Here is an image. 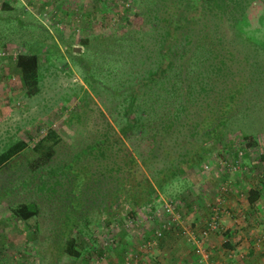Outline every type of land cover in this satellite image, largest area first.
<instances>
[{
    "label": "trees",
    "instance_id": "1",
    "mask_svg": "<svg viewBox=\"0 0 264 264\" xmlns=\"http://www.w3.org/2000/svg\"><path fill=\"white\" fill-rule=\"evenodd\" d=\"M120 1L127 5L118 24L78 39L101 62L71 53L73 46L67 50L81 69L82 83L88 89L85 96L29 147L17 138L0 150V170L11 164L13 173L25 176L6 187L4 195L31 189L41 199L44 195L59 201L60 210L55 209L49 231L52 262L63 255H82L84 247L73 234H82L95 222L135 221L141 208L154 209L153 201L166 187L208 163L235 106L264 80L254 75L259 66L242 50L248 46L238 45L246 40L259 43L264 50L262 36L256 38L244 30L260 8V0ZM3 6H9L7 1ZM134 17L139 20L135 27ZM51 19L58 20L55 15ZM261 26L264 29L262 16ZM57 53L53 41L43 48L34 42L11 60L24 96L39 93L43 72L51 64L47 60ZM43 59L47 64H40ZM90 94L101 101L103 110ZM94 115L97 120L90 124L88 118ZM63 124L87 131L82 145L69 144V152L59 156L63 139L56 129ZM242 138L250 145L254 136L242 134ZM126 140H141L143 147L133 151ZM23 151L28 153L20 154ZM238 151L234 148L233 163ZM20 155L22 162L16 160ZM255 196L253 191L248 200ZM171 198L177 201V210L179 200ZM40 207L39 201L26 199L8 210L37 236ZM82 239L91 241L90 237ZM140 254L136 253V260L144 264Z\"/></svg>",
    "mask_w": 264,
    "mask_h": 264
},
{
    "label": "rangeland",
    "instance_id": "2",
    "mask_svg": "<svg viewBox=\"0 0 264 264\" xmlns=\"http://www.w3.org/2000/svg\"><path fill=\"white\" fill-rule=\"evenodd\" d=\"M5 1L9 5L7 8L3 6ZM43 1L46 0H0V52L6 53L0 55V150L9 141L17 138L25 140L29 147L37 136L46 133L47 128L54 127L57 122L64 119L75 103L85 96L84 92H88V89L82 83L81 69L77 67L74 60L70 59L67 50H69L70 46L78 47V51H74L73 47H71V53L80 54L82 58L93 60L92 62H101L98 58L92 57L91 51H87L84 46L79 45L78 39L88 33L105 32V28H111L118 24L120 21L119 14L124 8V4L120 0L113 2V4H111V0H48V3L42 6L41 2ZM130 3L132 1L128 2V4ZM259 4L260 8L255 12L253 18L248 20L250 23L244 27V30L251 31V33L256 35V38L262 36L261 39L264 41V29L261 26V16L264 17V0H260ZM42 13H46V16L42 17ZM64 13L66 14L65 17L68 18V22L63 18ZM52 15H55L58 20L52 21ZM138 21L137 17L132 18V26L135 27ZM55 28L60 32H57ZM81 28L86 30L81 31ZM51 41L57 47V56L47 60L52 65L49 64L47 71L43 72L44 76L41 80L39 93L32 97H26L23 95V88L16 77V69L11 64L12 61L11 57L8 56V52L22 51V49H27L34 42H37L39 47L43 48L45 44L49 45ZM244 44L248 46V49L243 47V52L251 56V62H257L259 66L254 75L263 80L264 50L261 49L262 47L259 43L250 44L246 40L242 43L238 42V45ZM47 62L43 59L40 64L45 65ZM9 77L10 79L8 80ZM90 96L96 102L97 107L103 110L101 101L93 94H90ZM235 108L236 110L233 111L223 128L225 131L223 137L217 142L216 148L209 153V159L207 160L209 164L207 162L204 163L209 165V169H203L201 166L200 169L197 168L195 171H187L179 181L170 184L165 188L164 193L159 196L169 199L173 196L175 197L178 186H185V183L182 182L187 181L190 183V176L206 178L211 182L207 187L210 193L219 192L218 186L225 187L223 181L219 180V176L225 178V176L229 177L231 174H239L243 180L247 179L245 175L253 176V179H257L258 182L252 179L251 183L256 182L258 187L260 186L259 189L264 192V181H259L261 176H264V160L262 159V154H264V80L263 83L252 86L248 94H246V99L239 102ZM107 118L109 119L108 116ZM88 119H91L90 124L97 120L95 115ZM71 128H74V126L63 124L56 129L63 139L61 152H58L59 156H64L69 152V144L73 147L75 143L76 145L74 146H79L85 142L86 127ZM242 134L254 136L253 143L248 145L243 140ZM79 138L83 139H81L82 142L76 141ZM125 142L133 151L143 147L141 140H126ZM234 148L243 153V158L242 156H237L235 161H240L247 169H237L236 172H229V164L228 170L220 171L219 169L221 168L218 162H232L236 156H233ZM27 153L28 151H23L20 154ZM23 158V155H20L16 160L22 162ZM21 173L22 175L19 177L18 174ZM23 176V172L15 171L13 173L11 164L9 167L6 166L4 170H0V264H95V262L96 264H121L127 251L133 248L126 246V243L133 245L138 243V232L140 231L136 233V229L139 227L135 230L132 228L125 229V231L120 229L122 227L117 226L111 231L113 232L114 243L108 249L102 250L99 246L100 242H97V240L101 239L104 228H109V225L113 223L103 224L95 222L89 224L87 230L85 232L82 231V234H73L77 237L81 247H84L80 257L71 258L63 255L59 260L52 262L53 260L49 259L48 256L50 251L49 231L54 225L51 223L55 222L54 216L57 214L55 209L60 210L59 201L56 197L48 200L44 195H42V198L45 199H41L39 194H36L31 189H21L18 192L4 195L6 187L16 184ZM196 181L198 180L195 179L194 182ZM26 199L40 202L37 236L33 235L27 226L11 215L8 210L9 206ZM210 201H214L213 197L208 198L205 202L208 205L211 203ZM175 203L177 201H174ZM206 203L202 206L206 213L202 217L205 222L209 214L205 209L207 208ZM185 206L183 205L180 209L181 205L179 203L178 208L180 210L178 208L175 210L180 214L177 222L171 219L170 214L165 213L162 216L164 218L170 217L171 224H183L185 226L186 229L183 230V233L181 228L180 230L178 228L175 234L178 235V239H183V242L190 245L191 243L187 242L188 235L191 234L198 237L206 224L203 221V225L199 228L190 227L188 224L192 222L190 218L193 217V214L188 213L189 205L184 209ZM155 208L153 213L141 208L135 218L136 222L128 224H159L162 207L157 204ZM176 212L174 215L178 214ZM152 214L154 217H152ZM199 221V223L202 222L201 220ZM191 224L193 225V223ZM242 228H245V226ZM173 229H175V225ZM218 229L219 221L217 230L211 231L209 234L214 236L222 231V229ZM87 232H89L88 235ZM108 232L110 233V230ZM82 235L85 238L90 237V243L87 239H82ZM219 237L218 239L221 242L219 248H221L223 241ZM88 243L91 245L90 249L88 248ZM227 250L225 249V252ZM132 264L142 263L139 260Z\"/></svg>",
    "mask_w": 264,
    "mask_h": 264
},
{
    "label": "crops",
    "instance_id": "3",
    "mask_svg": "<svg viewBox=\"0 0 264 264\" xmlns=\"http://www.w3.org/2000/svg\"><path fill=\"white\" fill-rule=\"evenodd\" d=\"M245 176L247 177L245 180H243L239 174H231L229 177L225 176V178L219 176V180L224 182L226 190L224 192L219 191L213 193H210V190L207 188L208 185L211 184L209 180L204 177H198L200 178L198 179L195 178L196 176H190V183L187 181L182 182L185 183V186H178L177 194H175L176 199L179 200L181 205L180 209L183 205H189L188 213L193 214V217L190 218L193 225L191 223L188 225L197 228L203 225L204 220L202 217L206 213L202 206L206 203L205 201L208 198L213 197V199H215L216 197H220L218 230L222 229V231L216 235H218V237L220 236L219 238H221L223 243L221 244V248H219L221 242L218 237L209 234L207 237V245H205L208 252V260L213 264H264V240L260 238L261 234L264 232V218H262L264 217V192L259 189L260 186L258 187V184H256V182H258L257 179L256 181L253 179V176ZM195 179L198 181L194 182ZM252 179L256 182L251 183ZM260 180L261 178L259 181ZM253 191L254 195L256 193L255 199L249 201L248 196L251 195ZM186 206L184 209H186ZM205 209L208 213V205ZM176 213H178L177 219L174 222H177L180 217L179 212ZM199 220L202 222L199 223ZM139 225L140 224H138L139 228L136 229V233L140 231L138 232L140 237H138V243L134 245L126 243V246H131L133 247L131 250L137 249V253H142L139 258L145 260V263L198 264L197 256L193 252V244L187 241L191 243L188 245L186 242L182 241L183 239H178V235L175 234L178 228L179 230L181 228V232L183 233V230L186 229L183 224H174L175 229L163 232L156 243L145 251L141 249L140 246L145 240L152 239V231L157 224ZM243 225L245 228H242L244 227ZM120 229L125 230L124 228ZM259 239L260 242L259 245H257L256 241ZM225 249L232 250L234 256L227 258Z\"/></svg>",
    "mask_w": 264,
    "mask_h": 264
},
{
    "label": "built area",
    "instance_id": "4",
    "mask_svg": "<svg viewBox=\"0 0 264 264\" xmlns=\"http://www.w3.org/2000/svg\"><path fill=\"white\" fill-rule=\"evenodd\" d=\"M124 5H127V4L125 3ZM44 8H46V6H44ZM45 16H46V13H42V17H45ZM19 51L20 50L8 52L9 53L8 56L11 57V60H14L16 55L19 53ZM3 54H6V53L1 51L0 55H3ZM237 156L241 157L242 156V152L238 151ZM226 163H228V164H226ZM229 164H230V168H229ZM218 165L221 168V169L218 168L220 171H223L224 169L228 170V168H229V172H236L237 169L238 170L247 169V167L245 165L241 164L240 161L236 162V163L228 162V161L227 162L226 161H222V162H218ZM202 168L208 170L209 169V165L208 164H204V165H202ZM261 181H264V176H261ZM220 188L223 191H221ZM225 190H226V186L225 187H221V186L219 187V191L220 192H224ZM153 203H154L153 204L154 205V209L150 210V209L147 208V210L150 213H153L154 210L156 209L155 208L156 205L157 204L160 205L162 207L161 214H160V221H159L160 223L157 224V226L153 229V231H152V239L142 242V244L140 246L141 249H145V248H147L149 246L151 247L162 236L164 231H168L170 229H173L174 224H171L170 217L173 220H176V218H177V214L174 215L175 212H176L174 210V206H175L176 203L174 204V200L172 198L169 199V198H163L161 196H158V198H156L153 201ZM219 203H220V197H216L214 199V201L211 202L210 205L208 206V208H209L208 218H207V220L205 222L206 225H205L204 229L202 230V232L200 233V235L198 237L197 236H193L191 234L188 235L187 240L190 241L193 244V252L197 256L198 264H213L212 262H210L208 260V252H207V249H206L205 245H207V237H208L207 235L209 234V232L216 231L217 228H218V213L220 211ZM165 213L166 214H170L169 215L170 217L169 218H164L162 215H164ZM152 217H154L153 214H152ZM161 218H163L164 220L161 219ZM133 222L134 221H132V220L126 219L123 222V224H111V225H109V228H104L105 230L102 231L101 239H98V241L100 242L101 247H110V245L114 243L115 240H114L113 232H111V231L115 227L119 226V227H122L124 229H130V228L136 229L138 227V224H128V223H133ZM135 222H136V220H135ZM103 226H105V225H103ZM108 230H110V233L108 232ZM99 234H100V232H99ZM260 238L262 240H264V232L261 234ZM259 242H260V239L256 241V244L259 245ZM129 251H131V252H129ZM132 251L133 250H128L127 251V254L125 255L124 260H123V262L121 264H132L133 262L137 261L136 260L137 259V256H136L137 251L136 252H132ZM226 256H227V258H231V257L234 256V252L229 249V250L226 251ZM95 264H96V262H95Z\"/></svg>",
    "mask_w": 264,
    "mask_h": 264
},
{
    "label": "water",
    "instance_id": "5",
    "mask_svg": "<svg viewBox=\"0 0 264 264\" xmlns=\"http://www.w3.org/2000/svg\"><path fill=\"white\" fill-rule=\"evenodd\" d=\"M78 49H79L78 47H73L74 51H78Z\"/></svg>",
    "mask_w": 264,
    "mask_h": 264
}]
</instances>
